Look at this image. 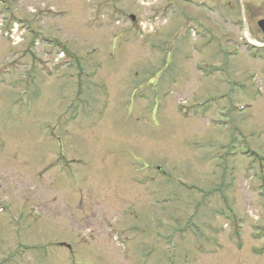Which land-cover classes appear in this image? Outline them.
Returning a JSON list of instances; mask_svg holds the SVG:
<instances>
[{
	"label": "rangeland",
	"instance_id": "1",
	"mask_svg": "<svg viewBox=\"0 0 264 264\" xmlns=\"http://www.w3.org/2000/svg\"><path fill=\"white\" fill-rule=\"evenodd\" d=\"M225 1L0 0V264H264V35Z\"/></svg>",
	"mask_w": 264,
	"mask_h": 264
},
{
	"label": "flooded vegetation",
	"instance_id": "2",
	"mask_svg": "<svg viewBox=\"0 0 264 264\" xmlns=\"http://www.w3.org/2000/svg\"><path fill=\"white\" fill-rule=\"evenodd\" d=\"M223 5L225 6L224 7V10L226 11V7L227 9L229 10L232 9L233 12L235 11V9H238L239 10V14H238V21L237 23H234L232 22V24L237 27L238 29H244V27L247 26V20H248V17L251 18V20L253 21V19L255 20L257 26L259 25V30H260V33L262 35H264V23L262 25H260L259 23L264 21V18H259V16H257V12H256V9H258V7L254 6L255 3H251V6H248L246 5V3L244 2V0H237V4L235 6L233 5H230V3L228 1H225L223 3ZM238 5V7H237ZM222 12V13H219L217 12V14H219L221 16V18L223 20H226L228 19L229 17V14L227 12ZM256 12V13H255Z\"/></svg>",
	"mask_w": 264,
	"mask_h": 264
},
{
	"label": "water",
	"instance_id": "3",
	"mask_svg": "<svg viewBox=\"0 0 264 264\" xmlns=\"http://www.w3.org/2000/svg\"><path fill=\"white\" fill-rule=\"evenodd\" d=\"M264 23V21L260 22L259 24L262 25Z\"/></svg>",
	"mask_w": 264,
	"mask_h": 264
}]
</instances>
